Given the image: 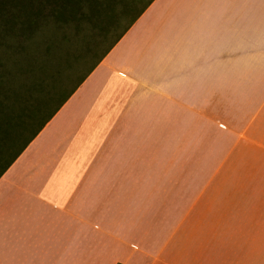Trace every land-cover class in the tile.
Returning a JSON list of instances; mask_svg holds the SVG:
<instances>
[{"label": "crops", "instance_id": "1", "mask_svg": "<svg viewBox=\"0 0 264 264\" xmlns=\"http://www.w3.org/2000/svg\"><path fill=\"white\" fill-rule=\"evenodd\" d=\"M262 251L264 0H154L0 178V264Z\"/></svg>", "mask_w": 264, "mask_h": 264}, {"label": "trees", "instance_id": "2", "mask_svg": "<svg viewBox=\"0 0 264 264\" xmlns=\"http://www.w3.org/2000/svg\"><path fill=\"white\" fill-rule=\"evenodd\" d=\"M153 1L0 0V178Z\"/></svg>", "mask_w": 264, "mask_h": 264}, {"label": "rangeland", "instance_id": "3", "mask_svg": "<svg viewBox=\"0 0 264 264\" xmlns=\"http://www.w3.org/2000/svg\"><path fill=\"white\" fill-rule=\"evenodd\" d=\"M118 3V4H117ZM117 6H116V4H115V6L117 7V9L118 10H120L121 9V7H122V2L121 1H117ZM90 66V61L88 62H85L84 64H81V65H79L78 67H77V72L75 73V74H70L69 72H66L65 73V75H66V77H68V80H67V86L69 87V88H71L75 83H76V80L82 75V74H84V72L87 70V68ZM217 254L218 253H214V255L215 256H213V261H214V263L215 264H219L220 262H218L220 259L217 257ZM221 254V253H220ZM248 255V254H247ZM254 256H255V258L254 259H252V260H247L246 262V264H248V263H253V262H257V263H259V264H264V252L262 251V252H260V253H255L254 254ZM256 256H257V258H258V261L256 260ZM247 259H250V257L249 258H247Z\"/></svg>", "mask_w": 264, "mask_h": 264}]
</instances>
